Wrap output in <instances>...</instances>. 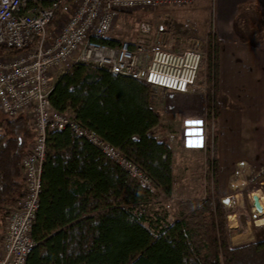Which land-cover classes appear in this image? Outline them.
<instances>
[{
  "label": "trees",
  "instance_id": "16d2710c",
  "mask_svg": "<svg viewBox=\"0 0 264 264\" xmlns=\"http://www.w3.org/2000/svg\"><path fill=\"white\" fill-rule=\"evenodd\" d=\"M98 41L119 42L113 37ZM218 46L213 31L194 45L205 53L200 65L205 78L204 120L214 126L220 98ZM14 53L0 47V56ZM151 92L143 80L75 63L56 78L48 100L54 109L71 113L81 127L116 147L155 188L170 196L173 151L154 135L159 113L152 106ZM32 137L25 115L0 119V210L22 193L20 160ZM45 141L31 232L36 245L26 264H264V237L229 245L221 205L209 188L218 181L216 143L205 154V198L180 200L177 217L164 222L135 206L153 198L154 191L94 143L68 128L48 130Z\"/></svg>",
  "mask_w": 264,
  "mask_h": 264
},
{
  "label": "built area",
  "instance_id": "2783aa9c",
  "mask_svg": "<svg viewBox=\"0 0 264 264\" xmlns=\"http://www.w3.org/2000/svg\"><path fill=\"white\" fill-rule=\"evenodd\" d=\"M194 1L0 0V47L16 51L0 56V112L10 119L25 115L33 132L20 160L22 193L11 204L5 203L0 264H26L27 255L36 245L31 232L38 208L48 130L68 128L84 137L141 185L156 191L150 178L116 147L81 127L71 113L54 109L48 96L56 80L53 78L75 63L149 83L154 109L164 105L168 91L194 92L204 59L202 50L168 48L138 39H122L116 45L98 41L111 37L116 20L125 13L165 5L185 6ZM150 29L149 23L141 22L139 34L148 36ZM200 120V125L184 129L183 148H204V120Z\"/></svg>",
  "mask_w": 264,
  "mask_h": 264
},
{
  "label": "rangeland",
  "instance_id": "374dc122",
  "mask_svg": "<svg viewBox=\"0 0 264 264\" xmlns=\"http://www.w3.org/2000/svg\"><path fill=\"white\" fill-rule=\"evenodd\" d=\"M141 22L149 23L151 29L148 36L143 37L139 34ZM254 25L239 24V28L246 36H254L257 28ZM209 31H213L212 0H195L185 6L165 5L125 13L116 20L111 37L118 40L138 39L146 43L157 42L168 48H179L194 47L197 40H205ZM55 79L56 76L53 80ZM204 82V68L201 67L194 91L201 92L199 93L201 96L197 95L195 103L188 105L184 97H179L167 105V111L163 109L166 107L165 103L162 107L156 108L160 119L159 124L153 129L154 134L157 138L165 139L173 151V190L170 196H165L156 189L153 198L135 204L136 209L148 217H159L164 222H171L178 215L177 205L180 200L205 198L207 190L205 154L216 143L217 128L212 122L206 124L204 121V148L188 150L181 147L184 129L195 127L198 123L200 125V114L203 116L206 113L203 104ZM155 93L159 94L158 90H155ZM3 117L0 113V119ZM244 153L241 149L222 151L221 158L218 157V181L215 187L213 184L209 185L213 196L221 205L227 239L231 247L246 245L264 237V222L256 224V220H264V214L256 211L252 202V196L256 194L261 197L264 207V173H261L263 165L241 161L247 160ZM6 208L7 205L4 203L0 210L2 222L0 235ZM231 224L234 227H230Z\"/></svg>",
  "mask_w": 264,
  "mask_h": 264
},
{
  "label": "crops",
  "instance_id": "0c3cea01",
  "mask_svg": "<svg viewBox=\"0 0 264 264\" xmlns=\"http://www.w3.org/2000/svg\"><path fill=\"white\" fill-rule=\"evenodd\" d=\"M212 24L219 42L220 98L215 126L217 155L221 158L222 151L241 149L245 152V158L247 157V160L241 159V161L262 166L264 165V27L261 25L264 24V0H213ZM239 24H255L256 33L254 32V36H246L240 30ZM199 93L180 94L168 91L166 107L163 109L167 111V105L179 97H184L188 105H191L195 103L197 95L201 96ZM200 115V118L204 119L205 115ZM169 147L171 148L170 145ZM263 222L264 220H256V224ZM230 227L234 225L231 224Z\"/></svg>",
  "mask_w": 264,
  "mask_h": 264
},
{
  "label": "water",
  "instance_id": "95a60500",
  "mask_svg": "<svg viewBox=\"0 0 264 264\" xmlns=\"http://www.w3.org/2000/svg\"><path fill=\"white\" fill-rule=\"evenodd\" d=\"M252 202H253V206H254V208H255L257 211H259V212H261V213L264 214V208L262 207V200H261V197L258 196V195H256V194H254V195L252 196Z\"/></svg>",
  "mask_w": 264,
  "mask_h": 264
},
{
  "label": "bare ground",
  "instance_id": "6f19581e",
  "mask_svg": "<svg viewBox=\"0 0 264 264\" xmlns=\"http://www.w3.org/2000/svg\"><path fill=\"white\" fill-rule=\"evenodd\" d=\"M257 211V210H256ZM259 212V211H258Z\"/></svg>",
  "mask_w": 264,
  "mask_h": 264
}]
</instances>
